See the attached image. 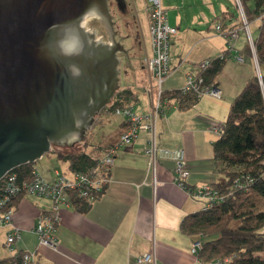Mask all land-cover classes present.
<instances>
[{"label": "crops", "instance_id": "obj_1", "mask_svg": "<svg viewBox=\"0 0 264 264\" xmlns=\"http://www.w3.org/2000/svg\"><path fill=\"white\" fill-rule=\"evenodd\" d=\"M162 4L177 32L171 37V72L163 83L164 108L154 118L157 144L184 148L188 185L222 181L226 175L220 171L215 157L213 143L218 135L213 132L211 121L223 122L231 102L247 80L260 72L255 53L250 54L245 48L250 40L241 25L245 15L241 0H162ZM248 4L250 10L254 8V1ZM121 5L126 9V4ZM147 5V0H133L131 11L137 13L143 55L129 64L128 81L122 86L125 89L122 93L141 115L151 112L155 97L151 90L154 77L146 63L147 55L152 54ZM217 23L223 28H238V36L232 39L233 48H229L228 39L217 31ZM144 27L149 31L147 38ZM116 31L118 34L117 28ZM253 33L256 36L258 30ZM221 55L226 56L217 76L221 96L204 94L197 99L180 93L172 96L184 84L188 72L196 71L205 59ZM128 89L130 92L126 93ZM113 114L118 116L117 126L109 128L96 150L91 145L86 149L94 159L98 160L116 145L128 127L124 116ZM98 118L97 115L95 120ZM151 136L150 130L142 129L130 144L118 146L104 191L86 210L78 209L73 202L62 206L56 231L57 249L40 245L33 230L38 215L49 209L50 200L25 193L13 214V222L20 227L22 235L16 247L35 251L41 264H196L197 255L192 252V246L201 240L200 235L184 231L181 224L186 215L203 209V204L174 180L172 160L160 158L151 163L145 153ZM56 151L52 149L34 163V169L48 180L57 170L72 171L57 165L47 168V161H43L46 154L48 161L58 158L69 165ZM0 229L6 234V227ZM4 240L5 236L2 245ZM1 253L0 250V258L12 255L11 251ZM145 253H151L153 260L138 262L137 258Z\"/></svg>", "mask_w": 264, "mask_h": 264}, {"label": "water", "instance_id": "obj_2", "mask_svg": "<svg viewBox=\"0 0 264 264\" xmlns=\"http://www.w3.org/2000/svg\"><path fill=\"white\" fill-rule=\"evenodd\" d=\"M119 52L108 0H0V180L86 138L119 89Z\"/></svg>", "mask_w": 264, "mask_h": 264}, {"label": "trees", "instance_id": "obj_3", "mask_svg": "<svg viewBox=\"0 0 264 264\" xmlns=\"http://www.w3.org/2000/svg\"><path fill=\"white\" fill-rule=\"evenodd\" d=\"M249 1H254L251 10ZM241 3L250 21L264 13V0H241ZM257 19L258 33L252 36L254 46L249 43L245 48L250 54L255 53L260 74L252 75L231 102L223 132L213 143L220 171L226 176L212 184L224 195L223 199L209 209L189 213L181 224L184 231L206 237L201 239L199 258L212 264L217 260L223 264H264V232L260 231L264 225V210L260 208L264 200V15ZM225 59V55L210 59L206 68L197 67L193 72L203 75L206 83L217 85ZM177 93L199 98L195 94H183L180 89L172 96ZM116 102L117 99L113 106ZM82 142L83 149L79 152L56 151L60 159L68 160L70 170L88 171L97 164V159L86 152L89 142L86 139ZM35 162L13 169L18 181L33 178ZM24 194V191L18 193L9 204L17 207ZM72 202L80 210L90 205L77 195H73Z\"/></svg>", "mask_w": 264, "mask_h": 264}, {"label": "built area", "instance_id": "obj_4", "mask_svg": "<svg viewBox=\"0 0 264 264\" xmlns=\"http://www.w3.org/2000/svg\"><path fill=\"white\" fill-rule=\"evenodd\" d=\"M149 14V31L152 42V54L147 55L146 63L154 77L155 92L151 112L145 115L134 111L133 105L117 106L114 109L116 114L124 116L128 120V127L120 134L116 145L108 148L104 154L98 158L97 164L88 171H56L52 179L48 180L37 170H33V178L30 180L18 181L17 173L8 172L0 180V227H6L4 244L12 251L9 259L0 258V264H41L37 259L35 251L20 250L16 247L21 240L20 227L14 224L13 214L16 207L9 204L13 197L24 191L25 193L37 194L50 200V207L41 212L34 224L33 230L38 235L40 245L51 248H58L57 227L61 221V208L63 205L72 203L73 195L84 198L91 203L99 197L109 180V172L114 163L115 153L118 146L130 144L142 129L152 132L149 145L145 153L150 157L152 164L158 159H170L174 162V180L185 187L189 194L203 202V209H209L216 202L223 199V194L212 183L198 186H190L187 183L189 171L185 164V151L183 147H165L157 144L155 134V116L164 108V88L163 83L171 72L170 68V46L171 37L177 32V27L168 21L167 10L162 4V0H147ZM261 13L257 18H261ZM243 28L247 31L250 43L253 45L250 22L243 14ZM219 33L228 39L229 48H233L232 39L238 36V28H223L221 23L216 24ZM241 55L237 59L242 60ZM210 64V59L202 61L198 69L206 68ZM183 94H195L198 97L210 94L216 97L221 96V89L218 85L208 84L205 78L197 72H188L184 84L180 88ZM223 122H215L212 130L217 134L223 132ZM238 183V181H236ZM203 242L196 240L192 246V252L197 255L196 264H212L199 258ZM151 253H145L137 258L138 262L143 263L153 260ZM214 264H223L217 260Z\"/></svg>", "mask_w": 264, "mask_h": 264}, {"label": "rangeland", "instance_id": "obj_5", "mask_svg": "<svg viewBox=\"0 0 264 264\" xmlns=\"http://www.w3.org/2000/svg\"><path fill=\"white\" fill-rule=\"evenodd\" d=\"M109 8L111 11V14H113L114 19V28L118 29L117 39L122 42L124 47L128 50V54L119 53V56L121 57V62L119 65V91L115 93L112 101L107 105L105 108H103L100 113L98 114V119L95 120L92 127H90L86 134V140L89 142V145H91V149L98 148V145H100V141L103 140V137L107 134L109 128H114L117 126V117L115 114H113L115 107L117 106H125L129 103L127 100L128 98L126 95H124L122 92L125 89H122V86L125 85L126 81H128L127 73H129V64L131 62H134L135 60H139L141 56L143 55V51L141 48V35H140V29L138 25V19L136 17V11H131V7L133 5V0H108ZM121 4H126V9H122ZM257 18L256 16L252 17ZM247 20L251 23V31L254 32L253 35L257 32V27L259 25V21H250L249 18ZM243 21V18H242ZM241 25H243V22H241ZM102 22L100 21V18L96 15H91L87 18L86 27L90 30L96 29L100 31L102 34L105 35V27L103 26ZM244 29H242L243 31ZM148 30L146 27H144V35L147 38ZM262 71L264 72V67H262ZM260 74V72H258ZM117 99L116 104L113 106L115 100ZM101 117V118H100ZM106 119V120H105ZM105 120V122H104ZM215 122H221L220 120L213 119L211 121V126ZM214 132V131H213ZM215 135H218L215 132ZM88 148V146H87ZM85 147V149H87ZM53 149L55 150H61L63 152H79L83 149V142H75L73 145H65V144H55L53 145ZM95 152V151H94ZM48 158V154H46L43 161H47L46 165L47 168L51 169L54 165H57L61 169H67L68 164L65 162H62L58 158H55L52 161L46 160ZM44 163V162H43ZM37 195V194H35ZM200 201V200H199ZM201 204H203L200 201ZM260 208L264 210V200H262V203L260 204ZM260 231L264 232V225L260 228ZM5 236V234L2 233V230L0 229V250L1 254H7L11 250L5 246L2 245V238ZM201 239H206L205 236H200ZM12 252V251H11Z\"/></svg>", "mask_w": 264, "mask_h": 264}, {"label": "flooded vegetation", "instance_id": "obj_6", "mask_svg": "<svg viewBox=\"0 0 264 264\" xmlns=\"http://www.w3.org/2000/svg\"><path fill=\"white\" fill-rule=\"evenodd\" d=\"M103 24V23H102ZM103 26L105 27V35H101L102 33L100 32V31H98V30H96L97 31V37H100V38H104V39H109L110 38V32H109V30L107 29V27L103 24ZM102 26V27H103ZM116 30V29H115ZM119 53H122V52H119ZM124 54V53H123ZM118 91V90H117ZM116 91V92H117Z\"/></svg>", "mask_w": 264, "mask_h": 264}, {"label": "bare ground", "instance_id": "obj_7", "mask_svg": "<svg viewBox=\"0 0 264 264\" xmlns=\"http://www.w3.org/2000/svg\"><path fill=\"white\" fill-rule=\"evenodd\" d=\"M87 22V19H86V21H85V23Z\"/></svg>", "mask_w": 264, "mask_h": 264}]
</instances>
